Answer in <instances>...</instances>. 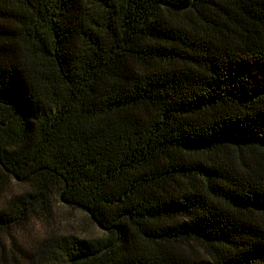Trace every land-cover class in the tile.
I'll list each match as a JSON object with an SVG mask.
<instances>
[{"label": "trees", "instance_id": "trees-1", "mask_svg": "<svg viewBox=\"0 0 264 264\" xmlns=\"http://www.w3.org/2000/svg\"><path fill=\"white\" fill-rule=\"evenodd\" d=\"M55 200L0 264H264V0H0V234Z\"/></svg>", "mask_w": 264, "mask_h": 264}, {"label": "rangeland", "instance_id": "rangeland-1", "mask_svg": "<svg viewBox=\"0 0 264 264\" xmlns=\"http://www.w3.org/2000/svg\"><path fill=\"white\" fill-rule=\"evenodd\" d=\"M60 235L93 239L102 235V229L87 212L55 200L46 214L35 215L11 235L0 234V254L6 258L12 254L23 257L24 253H32V247Z\"/></svg>", "mask_w": 264, "mask_h": 264}]
</instances>
